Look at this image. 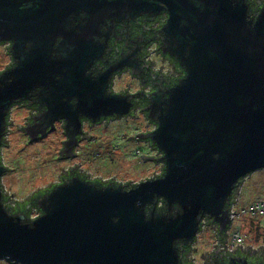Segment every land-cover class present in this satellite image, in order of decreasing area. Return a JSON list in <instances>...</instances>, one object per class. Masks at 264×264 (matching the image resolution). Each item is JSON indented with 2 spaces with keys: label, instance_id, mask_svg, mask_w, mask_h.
I'll use <instances>...</instances> for the list:
<instances>
[{
  "label": "water",
  "instance_id": "1",
  "mask_svg": "<svg viewBox=\"0 0 264 264\" xmlns=\"http://www.w3.org/2000/svg\"><path fill=\"white\" fill-rule=\"evenodd\" d=\"M161 11L167 18L160 49L185 73L165 97L157 92L149 97L148 115L156 128L143 137L162 153L163 175L129 189L76 175L34 197L40 214L33 218L8 211L0 184V260L182 264L177 243L193 244L201 216L216 224L218 234L228 227L239 179L264 167V3L252 14L247 0H0V41L12 42L14 59L0 72V147L10 106L40 79L53 77L40 63L56 38L59 51L72 47L73 39L83 49V37L102 33V26L110 29L112 21ZM81 70L71 80L65 77L68 91L83 83ZM89 101L80 93L75 110L91 109L93 103L85 107ZM64 109L68 124L78 126L67 114L70 106ZM5 170L0 164V177ZM158 198L165 206L161 211L155 208ZM215 264L264 260L235 254Z\"/></svg>",
  "mask_w": 264,
  "mask_h": 264
},
{
  "label": "flooded vegetation",
  "instance_id": "2",
  "mask_svg": "<svg viewBox=\"0 0 264 264\" xmlns=\"http://www.w3.org/2000/svg\"><path fill=\"white\" fill-rule=\"evenodd\" d=\"M166 18V12L161 11L153 16L141 14L131 19L112 21L110 29L102 26V33H89L83 37L85 44L83 49L75 47L73 39L72 47L68 48L66 52L59 51L56 44L60 38H56L48 53H42L44 61L41 58L40 66L48 68L50 74L53 73V77L40 79L38 85L28 92L26 98L10 106L6 117L5 134L0 147V164L6 170L0 177V184L3 194H7L6 201L9 205L27 201L26 207H30L34 202V197L76 175L82 180L98 185L110 182L114 185L121 184L125 189L134 187L142 180L163 175L165 165L163 160L159 159L162 153L148 139H144L143 135L156 128L155 122L148 115L149 97L156 92L165 97L166 92L185 75L176 59L160 49L162 39L160 29ZM11 44L10 40L0 41L5 58L0 72L10 69L14 65ZM78 68L82 69L83 83L79 85L80 87L68 91L63 84L65 77L67 76L71 80L72 77L77 76L75 70ZM72 85H76V83L72 81ZM80 93H83L85 101L91 100L88 104L85 102V107L93 103L91 109L86 107L84 110H75ZM64 105L70 106V111L67 114L78 119V126L75 127L73 123L68 124L66 116L63 115L66 114ZM14 108H20L23 111L21 121L15 124L11 120ZM113 109L125 111L119 115L115 112L106 115L100 113L102 110L112 111ZM50 112L51 115L45 116ZM90 116H99V119L92 121ZM120 119L131 120L128 138L144 145L145 154L141 157L142 160L149 161L154 166L155 164L159 165L157 172L137 182H116L112 179L94 177L89 174L85 165L87 161L84 160V153L88 154L86 146L90 143L91 131L102 123L110 124ZM12 126L15 132L20 135V139L23 138L27 144L40 143L51 138L49 145L55 148L54 154L57 160L69 162L68 166L62 167L55 179L47 183L46 186L32 190L26 200L14 202L11 201V193L6 191V187L2 183L3 176L9 172V168L3 162L2 154L7 147V137ZM26 128L33 134V139H30ZM69 133L74 134V139H69ZM241 183H238V186ZM237 187L232 193L233 197L238 191ZM39 214L40 210L37 209L36 216ZM236 219L230 220L228 227L223 232L226 236L220 241L221 243H219L220 237H216L213 249L200 254L201 264H215L221 257L224 259L235 254L246 256L244 254L246 252L254 256L253 259L250 258V254L246 256L251 262L264 260V252L262 255H257L256 253L260 249L258 250V247L251 244L247 246L253 247V251L220 252L219 245L227 240L228 230L232 228L233 221ZM209 225L214 230L217 228L215 223ZM195 242L196 238L193 245ZM216 247H218V251L215 250ZM193 263L197 264L195 260Z\"/></svg>",
  "mask_w": 264,
  "mask_h": 264
},
{
  "label": "rangeland",
  "instance_id": "3",
  "mask_svg": "<svg viewBox=\"0 0 264 264\" xmlns=\"http://www.w3.org/2000/svg\"><path fill=\"white\" fill-rule=\"evenodd\" d=\"M3 47H0V68L4 63ZM23 111L14 108L11 120L13 123L21 121ZM131 120L120 119L112 123H102L91 131L90 143L86 146L84 160L89 174L102 179H112L116 182H137L158 171L159 165L142 160L145 154L143 144L129 140ZM44 142L27 144L20 135L12 129L7 137V147L3 151V162L9 172L2 178L6 191L11 193V201L26 200L28 194L39 187L46 186L57 176L59 170L68 166L69 162L57 160L55 148ZM141 155V156H140ZM234 197V208L249 205L255 200L264 202V167L247 174L237 187ZM239 201H238V199ZM31 216H36L33 211ZM236 219V218H234ZM233 229L243 236L244 244L264 248V217L244 213L233 221ZM196 235L193 245V259L201 264L200 254L210 252L215 243V230L205 225ZM205 254V253H204ZM0 264H13L0 260Z\"/></svg>",
  "mask_w": 264,
  "mask_h": 264
},
{
  "label": "trees",
  "instance_id": "4",
  "mask_svg": "<svg viewBox=\"0 0 264 264\" xmlns=\"http://www.w3.org/2000/svg\"><path fill=\"white\" fill-rule=\"evenodd\" d=\"M248 1V3L250 4V12L253 14V13H256L257 12V10L259 9V7H260V5L261 4H263L264 3V0H247ZM241 178L239 179V181H238V183H241ZM7 194H3V197H2V201L5 203V206H6V208L8 209V211L9 212H11V213H13V212H15V211H17V210H21V211H23L24 213H26V215L29 217V218H33V217H35V216H33V217H31V214H32V212L33 211H35V212H37V208H36V206H35V203L34 202H32L31 203V206L30 207H26V205H27V201L26 202H16L15 203V205H9L8 203H7ZM30 200V199H29ZM234 202V197H233V194H232V197H231V200H230V204H229V207H230V205L232 204ZM11 203V202H10ZM228 207V208H229ZM156 210L157 211H161V210H163L164 208H165V206H164V203H163V201H162V199L161 198H158L157 199V202H156ZM199 221H200V224H199V228H200V230H202V227H203V225L205 224V225H209V224H214L212 221H211V219L209 218V217H207V216H201L200 218H199ZM233 228V227H232ZM199 230V231H200ZM236 230V229H235ZM238 231V230H237ZM215 233H216V237H220L219 238V243H221L220 241L223 239V238H225V233L223 234H218V231H217V228H215ZM219 235V236H218ZM222 237V238H221ZM196 238V237H195ZM218 241V240H217ZM224 243V242H223ZM177 245L178 246H180L181 248H182V251H181V259H182V264H194L193 263V261L191 260V258L189 259V254H190V252H191V250H192V245H184V244H182L181 242H178L177 243ZM249 251V250H248ZM220 252H222V251H220ZM264 252V248H261L260 249V251H258L256 254L257 255H262V253ZM225 253V252H224ZM241 253V252H240ZM244 254H246V256H249V254H250V258L251 259H253L254 258V256L253 255H251V253H249V252H246V253H244ZM261 257H263V256H261Z\"/></svg>",
  "mask_w": 264,
  "mask_h": 264
},
{
  "label": "built area",
  "instance_id": "5",
  "mask_svg": "<svg viewBox=\"0 0 264 264\" xmlns=\"http://www.w3.org/2000/svg\"><path fill=\"white\" fill-rule=\"evenodd\" d=\"M233 211L235 213H229L230 220L237 218L244 213L264 217V202L255 200L247 206L239 207L236 209L234 208L233 202L229 207V212ZM223 244H225V246H223L222 244L219 245V250L222 252L226 250H228L229 252H233L235 251L236 247H239V251H247V245L244 244L243 236L233 228H230L228 230L227 240ZM249 251H253V247H250Z\"/></svg>",
  "mask_w": 264,
  "mask_h": 264
}]
</instances>
